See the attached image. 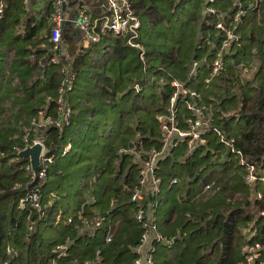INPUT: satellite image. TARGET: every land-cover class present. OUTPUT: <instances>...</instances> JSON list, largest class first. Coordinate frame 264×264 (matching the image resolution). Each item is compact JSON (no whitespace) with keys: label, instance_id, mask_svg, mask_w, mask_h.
Masks as SVG:
<instances>
[{"label":"trees","instance_id":"obj_1","mask_svg":"<svg viewBox=\"0 0 264 264\" xmlns=\"http://www.w3.org/2000/svg\"><path fill=\"white\" fill-rule=\"evenodd\" d=\"M132 1L135 13L141 19L140 36L138 40L140 43L144 44V37L142 38L143 23L151 24L153 27L154 25H158L160 21H163L167 14L160 10L159 5L167 0ZM18 9V0H5V12L0 22V40L4 39L3 33L12 25L18 23L17 18L14 19ZM215 20L216 17L214 15L207 14L202 22V31L210 30L212 28L210 26L211 24L214 26ZM40 26L41 23L38 21L37 17L34 14L29 15L26 18L23 32L17 34L16 37L18 39L33 42L34 38L38 35ZM208 32L207 35L212 34V32ZM104 35H102V37ZM117 38L124 43L126 48H133L127 45V42H125L126 40L122 37ZM251 40H253L252 36ZM262 42H264V37L262 41H258L259 52L256 53L258 57L256 62V69L258 68L256 75L259 79L255 86L256 91L254 90L251 94H246L241 90L246 80H234V75L231 76V79L226 78V75L236 72L237 67L235 64L228 65L226 70L228 73L225 72L220 77L212 79L210 83H206L205 81L201 88L196 89L203 92L204 100H208L215 108L220 109L221 114L224 115L223 127L229 134L236 137L237 146L243 151L244 155L250 159V161H256L264 168V48L261 46ZM246 46L249 45L243 44L241 49H245ZM149 48L152 60H149L148 51H146L148 62L153 63L155 68L158 66H166L159 67V71H169L170 65L180 60V50L178 46L167 49L168 52L162 51L164 49L155 46ZM40 51V49L36 48V50H32L31 52L40 53ZM197 51L198 48H196V56ZM137 53L139 57L138 50ZM25 62L31 63L30 60H24V63ZM52 64L54 65V63ZM36 69L37 65L33 64L30 72L28 71L29 76L27 75V80L29 83H24L23 86L26 87L22 86V89H24L26 93L36 84H40L38 82L39 76ZM165 73L164 75L168 77V82L161 92L160 102L157 104L152 101L145 104L146 108H153L155 110V115L157 112L165 110L167 101L172 93L169 81L178 77L176 73L173 72ZM32 75L34 76L33 79H36L34 82L30 79ZM230 80L233 85H236L241 91L234 104H231V107H235L239 101L237 111L232 114L230 113L231 107L226 105L227 102L223 97L222 104L215 105L211 100L215 96L220 97L221 92H226V95L229 96L227 99H234L237 97L236 94L230 93V85L228 83ZM59 82V71L55 70L51 74L47 87L44 85V89L34 94L35 102H42L41 99L44 98L45 100L47 95L54 94ZM48 90L49 92L47 93ZM127 91L134 92L131 87H127ZM108 92H110L109 96H114L113 90L108 88ZM141 92L142 91L134 93L139 96ZM232 92H234V89H232ZM36 94L39 95V97H36ZM40 106L41 104L33 109L30 119L40 110ZM80 116L81 114L78 115V118H80ZM232 119L243 120L244 125L241 130L239 129L236 131L233 129ZM27 123L28 122L24 124L26 125ZM68 127L63 129V131L57 129L47 130L49 133L46 132L48 135L45 139V144L48 149V155H53L56 158L67 156H61V149L67 143L66 134ZM149 140L151 139L148 137H140L138 149H143L144 143L142 142ZM15 144H17V142L12 139H5L0 142V152L5 155L1 160L3 162L8 161L6 156L10 149V152L14 153L17 159V165H21L22 167L23 164L28 161V158H19L18 155L15 154L13 151V146ZM225 154V149L222 144L215 136H211L206 144L198 146L191 153H187L185 146L181 145L178 148L171 149L160 161L158 173L162 177L163 192L159 210V221L165 235L173 238V245L171 248L165 245L159 246L156 264H238L243 258L242 249L247 242L243 234V229L248 222L252 225L251 229L256 232L249 241L264 242V215L262 214V211H264V198L263 200H259L255 196H252L251 193L254 195V191H251L250 187L243 182V170L236 165L235 161L225 162ZM14 170L16 169L13 165L7 170L0 169V201H12V203L17 206L18 200L24 195V186L28 181V176L23 179H18L15 183H21L22 187L15 188V183L13 185H8L4 182L9 175L13 177L16 175L13 173ZM117 174L118 177L122 179L124 188L127 186V189L124 190L122 186L116 187L114 191L115 195L118 194L119 196L127 193V202L129 203L125 201L126 205L124 206L129 207L132 211L131 215L129 214L128 216L126 208H124L125 213H121L123 212L121 211L118 214H123V219L129 222L133 228V232L121 238L119 237L120 230H118L113 240L109 244L104 245L97 241L98 238L96 236L89 238L84 230L81 231L69 226V229L74 231L72 234H69L73 240L69 248V253L65 257L56 259L54 264H72L73 259L83 261L88 258L94 260L98 248L102 251V261L94 264H133L136 257L133 248L139 238L140 227L132 217L133 205L130 203V190H128V188L131 189L135 182L136 165L132 164L126 171L120 168ZM66 175L65 172V174H59L57 177L62 178ZM196 175H198L197 178H195ZM174 178H177V182L171 183V180ZM208 182L214 183V189L216 186H220V189L208 194L203 193L202 187ZM60 187L62 190L65 188V192H67V186L64 187L63 183ZM259 188L264 195V184L259 185ZM62 197L60 198L58 195V200L53 207L54 210L60 206ZM229 199H231V201ZM81 203L82 202H80L79 207ZM115 210H119V207L116 206ZM17 211L10 218L9 223L11 226L9 229L6 230L4 226L0 225V259L5 260L8 258L9 264L50 263L53 256L51 253L52 246L63 240L54 242L50 240L46 241L47 243L44 247V237L40 232L36 231V233L34 232L30 239H28L26 235L25 215L19 210ZM11 241L15 249L19 251H17L18 254L16 256L10 255L6 251V243ZM253 264H264V251L255 259Z\"/></svg>","mask_w":264,"mask_h":264},{"label":"crops","instance_id":"obj_2","mask_svg":"<svg viewBox=\"0 0 264 264\" xmlns=\"http://www.w3.org/2000/svg\"><path fill=\"white\" fill-rule=\"evenodd\" d=\"M206 1L207 0H167L159 5V7H163L169 12L167 16L175 21L172 22V24L178 22L180 29H183L182 35L187 34L194 38L184 52H181L179 47L180 60L170 65L169 68V71L176 73L178 80L186 82L187 85L193 89L201 88L205 82V78L210 75L212 59L216 49V41L213 43L208 40L211 35L215 33L213 24H211L210 27L212 28L210 30L202 31L201 29L202 22L207 16V11L205 9ZM18 3V13L21 11V7L27 9L31 14H34L41 23L38 35L35 38L42 41V44L36 45L39 46L38 49L41 50L40 53L31 52L32 50H36V48L31 51L27 49L21 52L20 50L14 51V46L10 45L12 43V38H10L9 45L6 44L7 47L1 56L2 58H0V61L2 60L0 62V71H6L7 76H9V81H5L6 83L1 85V87L8 89L11 88V86H16V88L18 86V108H21L23 104L25 109L26 106L30 107V111L25 110V112H23V115L26 114L28 117L26 120H21L18 126H23L24 123L29 122L33 109L39 106V104H41L39 107L40 109H46V107H48V103L44 98L41 103H36L34 94L44 89V85L47 87L53 71H59L61 80L60 71L62 68H65L67 71H74L76 74L74 89L69 91L66 95L68 103H70L73 108L72 124L67 129H70L77 121L85 123L90 120L96 126L100 125L99 122L112 124V129L100 136V142H98L97 138L93 139L96 149L93 154L90 151L88 152L89 168L82 169L78 171L79 173L77 174L78 181L76 187L80 189V191L76 193L74 199L69 198L67 201L66 199L69 197L68 190L64 192L62 203L60 202L61 205L58 207L64 209L67 214L85 212L93 217L102 216L104 222L107 220V224L104 223L103 227L99 228H84V232L87 233L89 238L96 236L98 242L107 245L109 244L105 240L107 228L109 226L112 227L115 237L117 234L115 235L114 228L118 225L120 219L118 213L125 211L124 208L115 211V192L114 194L109 193L108 198L110 197V201H107L105 198L106 190L104 187L110 184H108V175H113L117 187L122 186L123 189L126 190L127 188H124L122 184V179L118 177V170L123 168L126 171L132 164H135L137 168L142 162L143 153L148 150L150 146L157 144L159 139L160 132L158 123L155 120V114L153 116L152 114L140 110H150L145 107V104L152 101L158 104L161 100V92L168 82L167 78H164L166 77L165 75L163 76L164 79L161 80V78L157 76L160 72L155 70L153 63L148 62V55L149 60H152L149 47L154 44L157 45L158 43L150 42L146 39L152 32L151 25L148 23H143L142 26V38L144 34L146 38L144 37V44H141L145 51H148L145 61H142L140 57H138L136 49L126 48L124 43L117 38L119 36L104 35L100 41L90 42L85 38L83 32L75 27L74 19L76 14L81 8L85 7L89 9L93 17L100 16L107 10V0H67L64 8L65 20L62 25L61 42L56 49L52 42L53 23L51 13L53 7L51 0H28L27 2L25 0H18ZM237 3L238 0L216 1V5L219 7L221 13L228 16L232 14ZM261 7L264 8V2ZM256 12L245 14L242 22H240L237 28V32L243 39V44H245L246 40L248 41V37L244 34V24L249 23L248 21L253 19V15ZM182 14H186L187 16ZM14 26L12 25L3 33L4 38L6 37L5 39L11 37L9 31L13 33L12 27ZM170 27L171 25L168 26V28ZM175 27L179 29L176 25H174L173 28ZM162 28L165 27L163 26ZM208 31L212 32V34L207 35L209 33ZM14 39H16V45L21 42H29L18 39L16 36H14ZM196 48H198L197 56ZM257 52H259V49L255 45H251L246 46L245 49L236 50L231 55L232 57L235 55V58L245 59L246 57L252 58L257 55ZM52 57H57L59 63L53 65L51 62ZM24 60H30L32 64L30 62L24 63ZM196 60L199 62V66L193 74H190L193 62ZM33 64L37 65L36 71L39 76L38 82L40 84H36L30 89V98L24 99V96L20 95L21 91H23L21 86H23L24 83L20 81V79L14 83L13 77L19 78V75L22 77L23 74L27 77L23 71H30ZM17 71L20 73H17ZM137 83L140 84L143 89L140 90L142 92L139 96L135 94L136 91L134 90V85ZM20 84L21 86H19ZM127 87L133 88L135 93L128 92ZM108 88L113 90L114 96H109L110 92H108ZM48 92L49 90L47 93ZM7 101L9 100L6 99V104L4 106L7 105ZM20 101L22 104H20ZM205 101L211 104L208 100L205 99ZM25 102H27V105ZM11 108L12 107H10V110ZM125 108H128V110H124ZM130 108H134V110H130ZM110 111L116 112L113 120L112 117L110 119L107 116ZM79 114H81L80 118H78ZM96 117L99 118V122L96 121ZM19 120L20 119H18V121ZM122 123L123 131L121 129ZM137 123H140V125L137 126ZM141 129L146 131L141 133ZM142 136L148 137L151 140L143 141L142 143H144V146L141 150L138 149V142ZM123 142L125 143L121 145ZM69 143L72 145V150L65 158L74 152L73 144L69 141L66 144ZM120 147H127V152L119 154L118 150ZM134 155H138L139 158L133 163ZM55 174L63 175L65 172L61 169L55 172ZM84 189L85 193H83ZM92 195L95 196V201L88 202ZM124 195L126 196L127 202L128 194L126 193ZM111 196L113 197L111 198ZM80 202L82 203L79 207ZM17 213L19 214V212ZM127 214L129 215V213ZM56 228L55 237L57 239L53 241L50 240L51 242L64 240L69 234L74 232L69 229V225L65 221L59 225H53L51 221L47 223L40 222L36 226L35 231L40 232L46 241L47 238L45 234L47 231H52ZM78 230L82 231V229ZM72 242L73 240L69 245L70 247ZM16 250L18 251V249ZM6 259L8 260V258Z\"/></svg>","mask_w":264,"mask_h":264},{"label":"built area","instance_id":"obj_3","mask_svg":"<svg viewBox=\"0 0 264 264\" xmlns=\"http://www.w3.org/2000/svg\"><path fill=\"white\" fill-rule=\"evenodd\" d=\"M26 2L28 0H25ZM217 0H207L205 9L208 15H214L215 33L209 40L216 43V49L212 59L211 73L205 80L210 83L212 79L220 77L226 72L229 64H235L243 73H250L256 66L257 55L249 61L233 58L232 53L243 47V39L237 32V28L243 20V16L254 13L261 9L264 0H238L236 8L230 16L221 13L216 5ZM67 0H51L53 7L51 18L53 23L52 42L57 49L61 42L62 25L65 20L64 4ZM5 12V0H0V22ZM74 25L83 32L85 38L90 42L100 41L102 35L111 34L122 37L127 44L139 51L142 61L146 59V51L139 42L141 19L135 13L132 0H107V10L104 14L93 17L89 9L81 8L74 19ZM219 37V38H218ZM51 62L59 63L57 57H52ZM199 62H193L190 74H193ZM61 80L54 94L47 95L48 107L40 109L29 120L21 134L19 143L13 146L15 154L21 158L20 152L27 147L42 144L40 155V165L33 170L30 158L26 162L28 181L24 186V195L20 197L17 208L26 218L27 238L33 235L36 226L40 222H52L59 225L65 221L75 229H86L87 227L99 228L104 225L102 216L93 217L85 212L67 214L64 209L54 205L58 200L56 192L50 191L45 194L42 188L43 181L47 180L50 166L55 161V156L48 155L45 144L47 130L57 129L63 131L72 124L73 108L68 103L66 95L74 89L76 74L74 71H67L62 68L60 71ZM172 93L167 101L164 111H159L155 115L159 126V139L157 144L150 146L142 155V162L136 168L135 182L130 190V203L133 205V218L139 224L140 235L133 248L136 257L133 264H156V257L159 246L165 245L169 248L173 245V238L166 236L159 221V210L163 192L162 177L158 173L159 163L165 155L173 148L181 145L185 146L186 152H193L198 146L206 144L209 137L215 136L225 149V162L235 161L236 165L243 170V182L250 186L257 184L254 196L263 200L264 195L259 185L264 184V168L256 161H250L243 151L237 146L236 137L229 134L223 127V114L220 109L208 104L204 100V94L200 90L190 88L186 82L173 78L169 81ZM134 90H141L140 84L134 85ZM47 132V133H46ZM127 147H120L119 154L127 152ZM72 150V145L66 144L62 147L61 156L67 155ZM142 150V149H141ZM198 175L195 176L197 178ZM177 182V178L171 183ZM15 188L22 187L21 183H15ZM127 188V186H125ZM214 189V183H205L202 192L208 194ZM92 195L88 202H94ZM231 201V199H229ZM264 215V211H262ZM248 222L243 229V234L247 239L242 249L243 258L238 264H253L255 259L264 251V242L249 241L255 231L251 229ZM114 234L111 226L107 228L105 236L106 242L113 240ZM71 236L56 243L51 248L52 261L65 257L69 253ZM8 254L16 256L17 250L12 245H7ZM101 249L96 250L95 259H73L72 264H94L102 261ZM0 264H9L7 259H0Z\"/></svg>","mask_w":264,"mask_h":264},{"label":"rangeland","instance_id":"obj_4","mask_svg":"<svg viewBox=\"0 0 264 264\" xmlns=\"http://www.w3.org/2000/svg\"><path fill=\"white\" fill-rule=\"evenodd\" d=\"M20 12H16V15L14 17V19L17 18L18 23L14 24L12 27L13 33L9 31V35L11 37H8L7 39H2L0 40V58H2V54L4 53L7 45H9V40L10 38H12V43L10 45L14 46V51L20 50L21 52H23V50H29L31 51L32 49L35 48H39V46L36 45H40L42 44V41L39 39L34 38L33 42H21L18 45H16V39H14V36H17V34L23 32V27L24 24L26 22V18L29 15H32L27 9L24 8H20ZM160 10L164 11L167 15L169 14L168 11H166V9H164L163 7H160ZM166 15V18L163 21H160L158 25H154L153 27L151 26V35H149V37L146 38V35L144 34L143 36L150 42H155L158 43L157 45H153L155 47H158L160 49H164L162 51L168 52L167 49L172 48L174 46H178L180 47L181 52H184L187 47L192 43L193 41V37L190 35H182L183 29L179 27L178 22H176L175 24H172V22H175L174 20H171L168 16ZM184 16H187L186 14H182ZM13 19V20H14ZM249 23H245L244 24V34H246V37H248V41L246 40L245 44L246 45H255L257 48V44L258 41H262L263 37H264V8L261 7V10H259L258 12H256L253 15V19L248 21ZM151 25V24H150ZM171 25L170 28H168V26ZM174 25H176L179 29H177L176 27H174ZM165 28H162V27ZM167 27V28H166ZM251 36L253 37V40H251ZM1 38V35H0ZM262 48H264V42H262ZM167 50V51H166ZM260 56V55H259ZM243 60H247L249 61L250 58L246 57ZM2 61V60H1ZM0 61V62H1ZM159 67H156L155 70L159 71ZM258 69V68H257ZM256 66L253 68V70L248 73L245 74L243 73V71L240 68L236 69V72L234 74H228L226 75V78L231 79V76L234 75L233 79H243L244 81L246 80L245 84L242 86L241 90L243 92H245L246 94H251L255 89V86L258 83V76L256 75ZM25 72L26 75H28V71H23ZM160 73L157 74V76L159 78L164 79V78H168L167 76L163 78L164 73L167 72H173V71H159ZM17 73H20L19 71H17ZM225 73V72H224ZM228 73V72H226ZM166 75V73H165ZM225 75V74H224ZM29 76V75H28ZM33 75L30 76V79L32 80V82H34L36 79H33ZM22 81L23 83L28 82L27 77L23 74L22 77L21 75H19V78L13 77V82L16 83L17 80ZM168 80V79H167ZM5 81H9V76H7L6 71H0V87L1 85H3L4 83H6ZM29 83V82H28ZM230 85V93L236 94L237 97L234 99H227L226 92L224 93H220V97H214L213 99H211L213 101V103L216 104H222V97L225 99V101L227 102V106L231 107L234 102L236 101V99L239 97V93L241 92L238 87L236 85H233V83L231 82V80L228 82ZM21 86V84L19 85ZM225 86V85H224ZM26 87V86H23ZM18 88V86H17ZM16 86H11V88L5 89L3 87L0 88V142L4 141L5 139H12L13 141H16L17 143H19L21 134L24 131L25 124H23V126H18V124L20 123L21 120H26V118L28 117L26 114L23 115V112H25V110L30 111V107L25 106L23 104V106H21V108H18V96H17V92L19 90H17ZM22 88V86H21ZM232 89H234V92H232ZM142 90V88H141ZM21 96H24V99L26 98H30V90H28V92L26 93L25 90L23 89V91H21ZM45 95V94H44ZM36 97H39V95L36 94ZM4 99V100H2ZM6 99H8L9 101H7V105L4 106L6 104ZM47 99V97L45 98ZM42 100V99H41ZM41 102V101H40ZM27 105V102H25ZM20 104H22V102L20 101ZM232 104V105H231ZM238 105H239V101L237 102V106L235 107H231V114L235 113L238 109ZM10 107L11 110H10ZM123 109V108H122ZM124 110H128V108H125ZM130 110H134V108H130ZM141 111L148 113V114H152L154 116L155 114V110L150 109V110H146V109H140ZM27 113V111H26ZM115 111H110L108 113V117L112 120L115 118ZM127 116V115H126ZM124 116V117H126ZM18 119H20L18 121ZM96 121L99 122V118L96 117ZM95 122V120H94ZM96 123V122H95ZM100 125L96 126L94 123H92L90 120H88L85 123H82V121H77V123H74L73 126L67 130V140L69 142H71L74 146V152H72L68 157H63V158H56L55 157V163L52 164L49 168L48 174L49 176L47 177V180L43 181L42 183V188L45 194H48V192L50 190L55 191L58 193V195L60 196V198L62 197L63 193L66 191V189L64 187L67 186V190L69 193V197L66 199V201L69 198L74 199L76 193L78 192V189L76 187L77 184V174L79 173L78 171L82 170V169H87L89 168L88 166V152L90 151L92 154L94 153L95 149H96V145L95 142L93 141V139H98V142H100V136L102 134L107 133L108 131H110L112 129V124L111 123H101L99 122ZM134 124V123H133ZM232 124H233V129L238 131L239 129L241 130V128L244 125V122L242 119H232ZM20 125V124H19ZM127 125V124H126ZM125 125V126H126ZM140 123H137V126H139ZM135 126V124H134ZM123 123L121 124V129L123 131ZM136 127V126H135ZM144 129H141V133H143ZM127 134V133H124ZM156 134V132H155ZM127 140V139H125ZM67 141V142H68ZM125 142L121 143L124 144ZM62 150V149H61ZM91 154V155H92ZM3 157H5V155H3L0 152V169L3 170H7L11 167V165L15 166V169L13 171L14 174H16L14 177L12 175H9L6 179L5 182L8 185H13L18 179H23L24 177L28 176V172L26 170V162L23 164V166L21 167V165H17V159L14 156V153L10 152V149L8 150V155L6 156L8 158V161L3 162L1 159H3ZM13 157V158H12ZM139 158L138 155H134V161L133 163ZM63 169L66 172V176L59 178L57 176H59V174H55V172L59 171ZM12 173V174H13ZM114 173V172H113ZM109 181L107 186L104 187V189L106 190L105 193V198L107 201H110V197L109 193H113L117 187V184L115 183V178L113 177V175H108ZM63 183L62 188H64L63 190L61 189L60 185ZM220 187V186H218ZM251 191H255V189L258 187L257 184H252L249 186ZM95 190V188H94ZM80 191V189H79ZM63 192V193H60ZM83 193H85V189L83 190ZM252 196L254 197L253 193H251ZM118 196V194H116ZM116 196V206L119 207V210L122 208H126V212L129 213L131 215L132 211L129 209V207H125L124 205H126V196L124 195H119L118 198ZM113 196H111L112 198ZM65 198V197H64ZM62 203V201H61ZM123 204V206H122ZM61 205V204H60ZM122 206V207H121ZM121 207V208H120ZM18 210L17 206L12 203V201H7V200H2L0 201V225L4 226V228L7 230L9 229V227L11 226L10 222V218L13 216V214L16 213V211ZM116 211V210H115ZM18 212V211H17ZM121 213H125V212H121ZM129 216V215H128ZM131 217V216H130ZM119 223L118 225L114 228L115 231V235L117 234L118 230H120L119 233V237H124L129 235L131 232H133V228L132 226L129 224V222L125 221L123 219V214H119ZM105 224H107V220L104 222ZM130 225V226H129ZM49 226V224H48ZM90 229V228H89ZM57 230L54 229L52 231H47L46 235V241L48 240H56L57 238L55 237V231ZM45 239H43L44 242V247L46 246V242ZM12 245V241L11 242H7V244ZM8 244V245H9ZM13 246V245H12ZM11 255V254H10ZM11 257V256H10Z\"/></svg>","mask_w":264,"mask_h":264},{"label":"water","instance_id":"obj_5","mask_svg":"<svg viewBox=\"0 0 264 264\" xmlns=\"http://www.w3.org/2000/svg\"><path fill=\"white\" fill-rule=\"evenodd\" d=\"M65 6L66 3L64 4V8ZM216 43H218V39L216 40ZM234 56L235 55H233V57ZM42 148H43L42 144H36L34 146L27 147L20 152L21 157L30 158V162L32 164L33 170H36L40 165V155L42 152Z\"/></svg>","mask_w":264,"mask_h":264}]
</instances>
